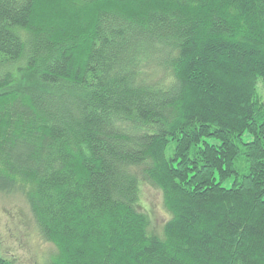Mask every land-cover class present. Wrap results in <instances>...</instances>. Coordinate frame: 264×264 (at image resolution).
Returning <instances> with one entry per match:
<instances>
[{"label": "trees", "instance_id": "1", "mask_svg": "<svg viewBox=\"0 0 264 264\" xmlns=\"http://www.w3.org/2000/svg\"><path fill=\"white\" fill-rule=\"evenodd\" d=\"M0 194L43 264H264V0H0Z\"/></svg>", "mask_w": 264, "mask_h": 264}, {"label": "rangeland", "instance_id": "2", "mask_svg": "<svg viewBox=\"0 0 264 264\" xmlns=\"http://www.w3.org/2000/svg\"><path fill=\"white\" fill-rule=\"evenodd\" d=\"M249 139L250 136L245 134L243 140ZM231 185L230 178L222 182L223 187ZM138 205L149 216V234L161 237L162 225L168 215L162 208L159 190L142 178ZM0 249L5 257L15 259L17 264H43L52 251L50 245L39 237L30 212L18 194H0Z\"/></svg>", "mask_w": 264, "mask_h": 264}]
</instances>
